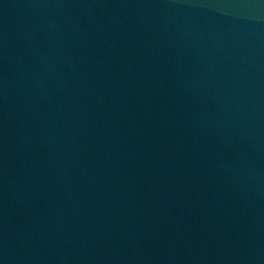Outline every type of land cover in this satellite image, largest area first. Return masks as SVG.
<instances>
[{"label": "water", "instance_id": "water-1", "mask_svg": "<svg viewBox=\"0 0 264 264\" xmlns=\"http://www.w3.org/2000/svg\"><path fill=\"white\" fill-rule=\"evenodd\" d=\"M0 264H264V0H0Z\"/></svg>", "mask_w": 264, "mask_h": 264}]
</instances>
